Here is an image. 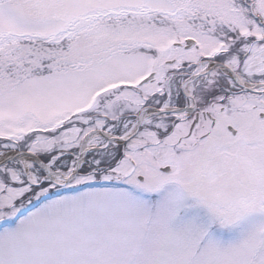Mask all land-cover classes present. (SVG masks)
<instances>
[{
  "label": "snow or ice",
  "instance_id": "obj_1",
  "mask_svg": "<svg viewBox=\"0 0 264 264\" xmlns=\"http://www.w3.org/2000/svg\"><path fill=\"white\" fill-rule=\"evenodd\" d=\"M0 264H264V0H0Z\"/></svg>",
  "mask_w": 264,
  "mask_h": 264
}]
</instances>
